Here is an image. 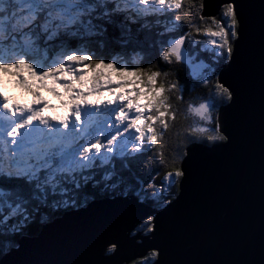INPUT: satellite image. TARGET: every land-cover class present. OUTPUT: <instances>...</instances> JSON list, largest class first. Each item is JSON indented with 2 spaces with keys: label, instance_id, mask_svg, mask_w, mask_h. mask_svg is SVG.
<instances>
[{
  "label": "snow or ice",
  "instance_id": "6c2138e0",
  "mask_svg": "<svg viewBox=\"0 0 264 264\" xmlns=\"http://www.w3.org/2000/svg\"><path fill=\"white\" fill-rule=\"evenodd\" d=\"M166 10L176 13L166 31H174L175 22L191 23L184 0H0V73L15 77L17 86L36 98V106H21L9 104L0 94V231H18L34 212L49 204L75 203L76 190L116 175L105 169L114 158L164 147L161 141L170 128L169 121L176 119L169 93L181 91L180 86L161 81L167 73L139 67L144 59L141 52H132L131 63L119 54L105 62L104 58L93 59L89 45L103 48L109 25L120 31L117 43L125 47L139 43L128 22L164 15ZM223 16L231 21L230 29L215 19L212 26L193 27L230 57L229 37H236L238 23L232 4L225 5ZM149 27L147 22L141 25ZM185 39L182 35L170 40L161 58L169 64L174 58L199 68L193 63L195 56L183 48ZM112 74L117 82L111 80ZM194 75L208 83L202 70ZM216 88L219 95L231 99L223 84L217 83ZM41 89L61 99L64 116L43 115L45 108L53 106L40 97ZM93 96L97 99H91ZM212 107L210 100L198 107L189 105L188 112L211 122ZM191 131L196 134L209 129L196 127ZM216 132L208 139H226L219 134V125ZM160 155L163 157L162 152ZM93 169H104L101 180L94 179L98 173ZM183 175L174 168L165 180L170 185ZM16 218L18 222L10 224Z\"/></svg>",
  "mask_w": 264,
  "mask_h": 264
},
{
  "label": "water",
  "instance_id": "95a60500",
  "mask_svg": "<svg viewBox=\"0 0 264 264\" xmlns=\"http://www.w3.org/2000/svg\"><path fill=\"white\" fill-rule=\"evenodd\" d=\"M227 4L238 23L216 76L232 94L218 114L226 139L187 146L164 206L136 195L90 200L22 236L0 264H130L149 252V264H264V0H201V16ZM150 217L151 230L139 228Z\"/></svg>",
  "mask_w": 264,
  "mask_h": 264
},
{
  "label": "trees",
  "instance_id": "16d2710c",
  "mask_svg": "<svg viewBox=\"0 0 264 264\" xmlns=\"http://www.w3.org/2000/svg\"><path fill=\"white\" fill-rule=\"evenodd\" d=\"M184 8L190 9L189 18L191 19V23H189L188 20L175 22L176 29L174 31L168 32L165 29L166 27H171L176 13L166 10L164 15L153 14L139 20L135 24L128 22L129 27L132 28L133 34L136 36L139 43L130 44L127 47L122 46L116 42L120 36L119 29L109 25L105 46L101 48L95 43L89 45L90 51L94 54L93 59L104 58L105 62L110 61L113 56L119 54L131 63L132 52H141L144 59L139 63V67L145 69L151 67L152 70H159L162 73H167V78L162 76L160 80L165 83L169 81L175 82L180 86L181 91L169 93L173 111L176 112V119L175 121H169L170 128L164 133L163 140L161 141L164 147L159 148L155 146L138 152L135 155L114 158L111 164L105 165V169L114 171L116 175H114L112 179L102 181L96 186H93L90 182L84 186L83 190H76L78 195L75 197V203L69 200L67 206L60 205L58 207H52L51 204H49L48 206L41 207L39 211L34 212L30 220L20 226L18 231H0V258L17 245V241L22 236L37 235L40 231V227L44 223L61 216L66 210L85 205L91 199L113 197L115 195L137 194L142 201L150 204L152 207L160 208L164 206L176 196L179 180L177 179L174 183L169 185L168 181L165 180V175L174 168L180 167L187 146L191 143L213 145L224 141L219 139L209 140L208 136L217 135L216 127L219 125V111L229 100L226 96L219 95L216 88L217 72L220 67L228 61L229 56L225 50L209 44L208 40L210 37L203 34V32L199 34L196 33L193 25L201 28L212 26V20L215 19L224 24L226 28L230 29L231 21L223 16L225 7H223L220 16L215 18H203L201 16V0H184ZM181 14L183 13L181 12ZM157 21H159V23H157ZM145 22L150 25L149 28H141V25ZM138 29L139 31H137ZM182 35L186 36V38H190V41L185 42L187 50H189L193 56L200 58L201 60H198L207 66L202 73L203 77L208 78L207 84L202 82L201 77L193 78L189 76L186 71L181 69L182 65L176 62L174 58L173 62L170 64L161 58L162 49H166L169 46L168 42ZM229 38L232 46L235 37L230 36ZM71 46H75V41L72 42ZM205 46H209V48ZM217 53H220V55H217ZM50 55H55V52H51ZM177 97H179V99H177ZM210 100L213 103V107L210 110L212 116L211 122H205L201 120L199 116L188 112L189 105L198 107L200 103ZM196 127L207 128L209 131L193 134L191 129ZM219 134L222 133L219 131ZM130 148L131 146L129 145V149ZM161 152L163 153V157L160 155ZM162 159L163 162H161ZM125 165L127 166L125 167ZM128 168L130 175L125 176L123 173ZM136 168H138L139 172L134 173ZM92 171L98 173L94 179L101 180L104 169H93ZM120 178H122V180ZM113 185L115 186L113 187ZM153 193L157 195L153 196ZM55 199H60V197H56ZM18 220L19 218H16L10 221V224L17 223ZM142 225L144 227L139 226V228L145 231L151 226L146 224V221ZM152 254L153 252L149 253L147 257L136 260L130 264H149L155 257Z\"/></svg>",
  "mask_w": 264,
  "mask_h": 264
},
{
  "label": "rangeland",
  "instance_id": "374dc122",
  "mask_svg": "<svg viewBox=\"0 0 264 264\" xmlns=\"http://www.w3.org/2000/svg\"><path fill=\"white\" fill-rule=\"evenodd\" d=\"M186 41H190V38H186L185 39V42ZM206 48H209V46H205ZM183 48L187 51V54L189 56H193L192 53L187 50L185 44L183 45ZM201 60L200 58H197L195 57V60H194V65H199L200 67L199 68H196V67H193V66H189L188 64L184 63L183 61L182 62H179L181 66V69L183 71H186L188 73L189 76L191 77H199V76H196L194 75V72H199L202 70V73L204 72V69L207 67L203 62L199 61ZM117 77L116 75H111V80L113 82H117ZM21 89V90H20ZM0 94L4 95L5 97H9L11 99V104H18V102L20 100H24L25 98H27V96H30L31 94L25 90H23L21 87L17 86V83H16V78H12L11 76H8L4 73H0ZM43 100H50V97L48 96L47 93L45 92H40ZM108 94L105 92L104 93V96H107ZM51 96H53L52 100L53 102H57V106L55 108H57L58 106H61V99L54 96L53 94H51ZM58 99V100H55V99ZM97 97L96 96H93L91 97V99H96ZM101 99H103L104 97H99ZM111 98V97H109ZM32 99H36L33 95H32ZM141 103H144V100L141 99ZM55 114H59L60 116H64L65 115V108L63 106L60 107V109L55 113ZM46 114H44L45 116ZM47 117H52L53 115H46ZM55 116L57 115H54L52 118H55ZM130 169H132L130 166H128ZM129 168L123 173L125 176L126 175H130V171H129ZM134 169V168H133ZM137 173L139 172L138 168H136V171H134V173ZM136 196H138L137 194H135ZM93 200V199H91ZM90 201V200H89ZM148 218L145 220L147 221ZM145 221L143 223H145ZM139 226H142L139 225ZM149 227V226H147ZM149 255V254H148ZM147 255V256H148ZM145 256V257H147Z\"/></svg>",
  "mask_w": 264,
  "mask_h": 264
},
{
  "label": "bare ground",
  "instance_id": "6f19581e",
  "mask_svg": "<svg viewBox=\"0 0 264 264\" xmlns=\"http://www.w3.org/2000/svg\"><path fill=\"white\" fill-rule=\"evenodd\" d=\"M37 224V223H36ZM141 225V224H140ZM106 248H107V250H109V251H112V246L111 245H108V246H106Z\"/></svg>",
  "mask_w": 264,
  "mask_h": 264
}]
</instances>
